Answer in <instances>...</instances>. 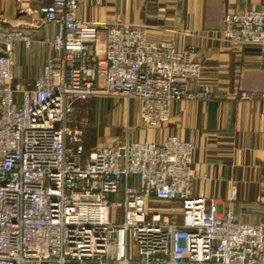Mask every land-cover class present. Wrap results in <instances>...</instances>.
<instances>
[{
  "label": "built area",
  "instance_id": "built-area-1",
  "mask_svg": "<svg viewBox=\"0 0 264 264\" xmlns=\"http://www.w3.org/2000/svg\"><path fill=\"white\" fill-rule=\"evenodd\" d=\"M29 1L39 2L41 25L57 29L40 40L54 53L24 87L14 83L13 49L33 34L0 28V264H264V221L194 195L193 141L127 136L87 150L72 125L77 104L96 94L139 99L146 127L167 122L173 102L212 100L214 83L191 85L202 73L195 47L153 39L148 25L86 21L84 0ZM218 32L232 47H264V8L225 12ZM256 95L264 91H240Z\"/></svg>",
  "mask_w": 264,
  "mask_h": 264
},
{
  "label": "crops",
  "instance_id": "crops-1",
  "mask_svg": "<svg viewBox=\"0 0 264 264\" xmlns=\"http://www.w3.org/2000/svg\"><path fill=\"white\" fill-rule=\"evenodd\" d=\"M23 5L33 13H22L19 0H0V28L17 25L33 34L29 46L17 42L13 49L14 83L29 87L54 53L40 40L57 28L41 25L39 2L25 0ZM248 8H264V0H84L78 16L90 22L148 25L153 39L171 38L182 50L195 47L191 57L201 63L202 73L191 85L214 83V98L173 102L170 119L150 127L140 121L141 101L132 99L127 102L130 138L161 142L175 134L193 141L194 195L216 199L220 211L229 209L239 220L257 223L264 221V98H242L240 91H264V47H232L218 32L225 12ZM114 142L119 141L103 139L86 149ZM232 188L237 190L233 200Z\"/></svg>",
  "mask_w": 264,
  "mask_h": 264
},
{
  "label": "rangeland",
  "instance_id": "rangeland-1",
  "mask_svg": "<svg viewBox=\"0 0 264 264\" xmlns=\"http://www.w3.org/2000/svg\"><path fill=\"white\" fill-rule=\"evenodd\" d=\"M131 111L122 99L96 94L77 104L72 115V125L80 130L86 148L96 146L103 139L120 141L126 136L130 137ZM120 194L111 195V200L116 205L112 214L113 221L121 212ZM128 247L133 253L134 241L131 235L128 236Z\"/></svg>",
  "mask_w": 264,
  "mask_h": 264
}]
</instances>
